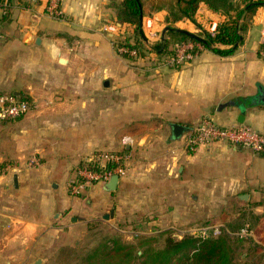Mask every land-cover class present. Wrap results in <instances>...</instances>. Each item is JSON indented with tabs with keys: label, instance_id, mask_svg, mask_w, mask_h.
Wrapping results in <instances>:
<instances>
[{
	"label": "crops",
	"instance_id": "0c3cea01",
	"mask_svg": "<svg viewBox=\"0 0 264 264\" xmlns=\"http://www.w3.org/2000/svg\"><path fill=\"white\" fill-rule=\"evenodd\" d=\"M112 1L58 0L59 16L49 12L51 0H9L8 13L0 10V94L32 103L23 116L0 122V264H43L53 235L81 232L98 219L190 230L227 201L264 221V153L224 141L193 151L185 145L204 117L264 134V4L240 19L246 29L234 52L203 48L169 67L150 52L137 59L117 52L115 40L133 27L116 23ZM165 17L163 10L143 16L147 43L165 35ZM226 17L202 2L194 15L206 28ZM195 22L182 19L174 28L199 35ZM123 136L132 143L123 147ZM123 148L131 159L115 190L97 183L69 192L91 152ZM34 155L40 162L28 167Z\"/></svg>",
	"mask_w": 264,
	"mask_h": 264
},
{
	"label": "trees",
	"instance_id": "16d2710c",
	"mask_svg": "<svg viewBox=\"0 0 264 264\" xmlns=\"http://www.w3.org/2000/svg\"><path fill=\"white\" fill-rule=\"evenodd\" d=\"M201 2L211 10L222 12L227 16L216 25L214 35L195 22L194 15ZM263 3L264 0H242L241 2L235 0H154L148 15L166 9L167 22L175 23L182 19H189L195 22L201 30L199 37L202 38V42H198L203 48L220 55H228L235 51L242 37L241 33L246 29V23L241 22L240 19L245 20L257 6ZM143 4V0L112 1L116 23L120 26L133 27L132 30L125 32L123 38L115 40L117 45L137 48L140 56L153 52L156 61L159 62L172 52L174 42L194 40L172 27L173 29L167 30L158 43H147L139 24L140 15H147ZM219 45L230 47L221 49ZM260 49H264V45ZM121 55L132 59L127 54ZM151 241L147 238L140 242L142 247L140 254L134 249V245L124 244L118 239L104 241L81 257L77 264H130L133 260H137L136 264H238L235 257L243 239L234 238L224 231L219 235L207 237L187 234L180 239L169 235L165 239L164 246L160 248L150 245Z\"/></svg>",
	"mask_w": 264,
	"mask_h": 264
},
{
	"label": "built area",
	"instance_id": "2783aa9c",
	"mask_svg": "<svg viewBox=\"0 0 264 264\" xmlns=\"http://www.w3.org/2000/svg\"><path fill=\"white\" fill-rule=\"evenodd\" d=\"M34 2L35 0H26ZM9 0H0V10L2 14H7L9 10ZM49 12L59 16L58 0H51ZM146 25L150 27L151 19L146 20ZM128 26V25H126ZM131 27V26H130ZM216 25L212 24L207 30L214 35ZM153 35V33H152ZM0 37H2L0 32ZM147 42V37H145ZM119 54H127L132 59L140 57L137 48H128L114 43ZM203 49L200 42L194 40L177 41L172 44V52L159 61L161 65L169 67H179L194 59L199 51ZM149 53V52H147ZM151 59L156 61V56L150 52ZM258 55L264 60V49L258 51ZM32 103L28 99H20L13 94H0V122L17 119L31 109ZM121 145L124 147L132 143L129 136L121 137ZM213 141H224L228 144L249 149L254 154L264 153V134L258 130L245 125L221 126L208 117L201 118L186 135L185 145L189 151L195 150L200 145H207ZM130 154L123 148L119 151L97 149L83 159L81 164L75 168L74 177L68 182V189L72 195H79L90 186L102 183L105 184L113 175L118 177L125 174ZM39 157L34 155L27 161L28 167L38 165ZM219 231L212 232L216 236ZM241 235L247 234V228L240 231ZM200 237H207L205 231Z\"/></svg>",
	"mask_w": 264,
	"mask_h": 264
},
{
	"label": "rangeland",
	"instance_id": "374dc122",
	"mask_svg": "<svg viewBox=\"0 0 264 264\" xmlns=\"http://www.w3.org/2000/svg\"><path fill=\"white\" fill-rule=\"evenodd\" d=\"M119 2L120 0H113ZM143 8L147 15L151 16L156 12L148 13L151 9V3L154 0H143ZM169 1V0H164ZM162 11V10H160ZM166 12L167 10L163 9ZM159 12V11H157ZM222 21V20H221ZM167 26L174 27L175 23L167 22ZM205 26V27H204ZM200 26L207 30L206 25ZM198 33H201L199 29ZM196 34V33H195ZM123 38V35L120 37ZM119 39V38H118ZM27 99V98H26ZM243 205L234 202L232 205L225 201L224 204L217 205V211L211 213L210 220L201 221L199 227L179 231L175 229L160 228L150 230L148 227L140 225L138 227H126L121 223H114L111 220L102 221L100 219L88 222L85 228L80 231L72 233L59 232L53 235V241L47 245V252L44 254L43 264H77L79 259L87 254L93 247L104 241H111L118 239L124 244L134 245L137 253H141V241L144 239H151L150 245L155 248L163 247L167 236L171 235L177 239L182 236L191 234L199 236L205 231L207 234L212 235V232L217 229V235L224 231L229 233L232 237H240L243 239L242 244L239 246L235 257L238 264H263L262 257L259 254H264V221L260 220V214L254 211H246L242 209ZM244 207V206H243ZM264 214V213H263ZM263 220V219H262ZM247 228V234L241 235L240 231ZM247 254L246 259H242V254ZM137 260H133L130 264H136Z\"/></svg>",
	"mask_w": 264,
	"mask_h": 264
},
{
	"label": "water",
	"instance_id": "95a60500",
	"mask_svg": "<svg viewBox=\"0 0 264 264\" xmlns=\"http://www.w3.org/2000/svg\"><path fill=\"white\" fill-rule=\"evenodd\" d=\"M263 4H264V3H263ZM142 20H143V15L141 14V15H140V18H139V24H140V25H141V23H142ZM118 25H120V24H118ZM170 29H173V28L170 27V26H167V27L164 29L163 33H165V31L170 30ZM176 29H177V28H176ZM177 30H179V31H181V32H183V33H185V34L188 35L190 38H192V39H194V40H196V41H200V42H202V38L199 37V35H197V34H195V33H192V32H189V31H186V30H183V29H177ZM173 128H174V134L177 135V136H179V135H181V134L184 133V132H183V127H182L181 125H177V124H176V125H173ZM118 179H119L118 175H113V176L109 179V181L105 183L104 188H105L106 190H108V191H113V190H115V188H116V186H117ZM13 182H14V185L17 186V177H16V176H14V178H13ZM241 198H242V199H246L245 195H244V197L241 196ZM112 216H113V212L111 211L109 214L104 215V218H105V219H109V218H111ZM72 220H73V219H72ZM73 221H74V220H73ZM39 263H40V259H38L37 261H35L34 264H39Z\"/></svg>",
	"mask_w": 264,
	"mask_h": 264
}]
</instances>
